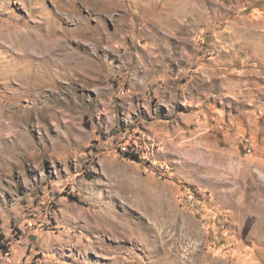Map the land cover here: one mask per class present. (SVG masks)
Returning <instances> with one entry per match:
<instances>
[{
    "label": "rangeland",
    "instance_id": "rangeland-1",
    "mask_svg": "<svg viewBox=\"0 0 264 264\" xmlns=\"http://www.w3.org/2000/svg\"><path fill=\"white\" fill-rule=\"evenodd\" d=\"M9 242L0 264H264V0H0Z\"/></svg>",
    "mask_w": 264,
    "mask_h": 264
},
{
    "label": "built area",
    "instance_id": "built-area-1",
    "mask_svg": "<svg viewBox=\"0 0 264 264\" xmlns=\"http://www.w3.org/2000/svg\"><path fill=\"white\" fill-rule=\"evenodd\" d=\"M120 135H123L125 136L126 138V141H123V142H120L118 143L117 145V149H118V152H123V153H127V152H131V153H135V154H139L140 156H142V158L144 160L147 159L148 157V150L146 148H144V145L141 144V140L139 138H136L126 132H123L121 130V133ZM102 136V141H106L108 140L109 138L111 140H115L117 138V134H108L107 138L104 137L103 135ZM11 254H6V257L4 259V262L8 263V262H11Z\"/></svg>",
    "mask_w": 264,
    "mask_h": 264
},
{
    "label": "bare ground",
    "instance_id": "bare-ground-1",
    "mask_svg": "<svg viewBox=\"0 0 264 264\" xmlns=\"http://www.w3.org/2000/svg\"><path fill=\"white\" fill-rule=\"evenodd\" d=\"M13 36V37H12ZM36 36L34 34H32L30 31H28L26 28L22 27V26H15L12 34H11V40L13 38V43L18 45L24 44L26 43L27 39H34ZM36 45V42L34 43Z\"/></svg>",
    "mask_w": 264,
    "mask_h": 264
},
{
    "label": "trees",
    "instance_id": "trees-1",
    "mask_svg": "<svg viewBox=\"0 0 264 264\" xmlns=\"http://www.w3.org/2000/svg\"><path fill=\"white\" fill-rule=\"evenodd\" d=\"M119 153L122 156H125L126 158H128L130 160L144 161L142 156H140L139 154H135V153H131V152H127V153L119 152ZM10 248H11L10 242L5 246H0V250L2 251V254H4V255L9 254L11 252Z\"/></svg>",
    "mask_w": 264,
    "mask_h": 264
}]
</instances>
